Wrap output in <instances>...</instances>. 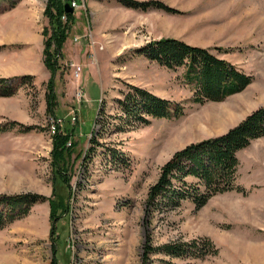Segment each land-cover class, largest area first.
I'll use <instances>...</instances> for the list:
<instances>
[{"label": "rangeland", "instance_id": "rangeland-1", "mask_svg": "<svg viewBox=\"0 0 264 264\" xmlns=\"http://www.w3.org/2000/svg\"><path fill=\"white\" fill-rule=\"evenodd\" d=\"M11 1L0 0V14L13 10H6ZM75 1L53 75L44 66L45 73L24 74L32 79L21 82L4 74L18 65L15 58L0 55V78L14 92L0 97V194L49 199L0 231V264H264V137L237 152L236 189L203 206L184 200L156 207L149 195L176 152L226 133L264 104V0H154L174 14ZM47 2L18 0L15 8L34 6L38 28L49 30ZM2 35L0 53L16 51ZM165 39L224 59L250 83L221 101H195L182 68L136 53ZM70 63L80 67L78 77ZM128 86L182 106V114L123 123L116 100ZM28 126L34 129L22 131ZM59 134L68 137L62 150L53 147ZM192 240L210 242L215 254L155 251L143 262L144 245Z\"/></svg>", "mask_w": 264, "mask_h": 264}, {"label": "trees", "instance_id": "trees-1", "mask_svg": "<svg viewBox=\"0 0 264 264\" xmlns=\"http://www.w3.org/2000/svg\"><path fill=\"white\" fill-rule=\"evenodd\" d=\"M115 1L124 8L136 11L147 12L154 9L170 14L175 13V10L159 1ZM17 2L18 0H12L6 10L14 8ZM70 2L71 0H48L44 11L45 16L49 18L50 29L48 30L45 26L42 30L43 37L47 35L48 38L43 41L45 44L43 62L47 71L52 75L61 55V43L66 39L68 30L73 25V13H67L64 10V5L67 4L70 7ZM63 15L67 17V22L62 24L60 16ZM48 34L51 35L48 37ZM136 53L169 70L182 68L185 77L194 83V100L198 102L221 101L243 89L251 81V77L224 59L204 49L189 47L177 40L165 39L151 43L142 47L141 50H136ZM18 79L23 82L31 80L32 77L21 76ZM6 81L8 80L0 79V97L13 96L14 92L11 87L4 85ZM2 84L4 86H1ZM128 87L131 91L124 93L122 100H116V104L123 113V118H119L123 123L147 124L150 121L147 117L157 119L172 116L177 118L182 114V106H172L170 101L160 99L143 89ZM48 93L51 95V88ZM49 95L47 111H50L51 107ZM13 124L23 127L17 123ZM2 129L5 130L4 127ZM33 129V126H28L22 131ZM261 137H264V104L226 133L198 142V144H191L184 150L176 152L172 159L162 166L157 182L149 190L154 206L158 207L159 204H172L173 206L181 201L190 200L196 207H201L213 195L236 189L234 187L238 167L236 154L248 147L250 141ZM53 138V147L57 146L60 150L68 140V137L62 134ZM47 200L49 201L48 198L35 193L14 194L13 196L0 194V231L17 219L26 217L35 203ZM198 249L201 254L206 251H209L206 253L215 254L216 251V249L213 250L214 246L207 241L201 244H196L193 240L182 244H165L156 249L144 245L142 259L146 263L148 254L157 253L155 251L173 257H181L182 252L196 256Z\"/></svg>", "mask_w": 264, "mask_h": 264}, {"label": "crops", "instance_id": "crops-1", "mask_svg": "<svg viewBox=\"0 0 264 264\" xmlns=\"http://www.w3.org/2000/svg\"><path fill=\"white\" fill-rule=\"evenodd\" d=\"M33 8L35 7L33 6L30 9H26V7L21 8L18 5L17 8H12L13 10L10 13L0 14V32L4 33V35H2L3 44H8L17 49L13 52H6V50L0 53L1 58L7 59L8 56L11 55L7 60L11 61L15 58L14 63H18L15 67L17 69H13L8 65L5 72H9L4 73L6 76H25L24 74L34 75L36 73L43 74L46 72L40 57H43L42 44L44 37L42 35V30L44 27L38 28L37 20L34 18L35 16L33 17V15H35V9L31 10ZM19 46L22 47L21 50Z\"/></svg>", "mask_w": 264, "mask_h": 264}, {"label": "built area", "instance_id": "built-area-1", "mask_svg": "<svg viewBox=\"0 0 264 264\" xmlns=\"http://www.w3.org/2000/svg\"><path fill=\"white\" fill-rule=\"evenodd\" d=\"M70 7L72 8V9H74V8H76L77 7V4H76V1L75 0H72L71 2H70ZM69 66L71 67V68H75L74 69V75H75V77H78L79 75H80V71H81V69H80V67L79 66H77V65H75V64H73V63H70L69 64ZM51 124V133L53 134L54 133V129H55V124L56 123H58V122H56V120L55 121H53V122H50Z\"/></svg>", "mask_w": 264, "mask_h": 264}, {"label": "water", "instance_id": "water-1", "mask_svg": "<svg viewBox=\"0 0 264 264\" xmlns=\"http://www.w3.org/2000/svg\"><path fill=\"white\" fill-rule=\"evenodd\" d=\"M64 10H65V12H67V13H72L73 12V9L71 8V7H69V5H64Z\"/></svg>", "mask_w": 264, "mask_h": 264}]
</instances>
